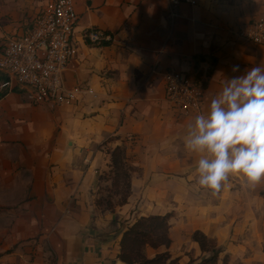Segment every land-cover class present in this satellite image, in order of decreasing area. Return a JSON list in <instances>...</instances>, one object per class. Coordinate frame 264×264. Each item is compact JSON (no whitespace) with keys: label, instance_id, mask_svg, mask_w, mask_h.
Segmentation results:
<instances>
[{"label":"crops","instance_id":"crops-1","mask_svg":"<svg viewBox=\"0 0 264 264\" xmlns=\"http://www.w3.org/2000/svg\"><path fill=\"white\" fill-rule=\"evenodd\" d=\"M53 1L0 0V56L9 38L31 30ZM75 3L82 54L71 60L68 81L97 96L82 93L69 105L33 103L17 86L0 97V264H118L130 224L176 208L204 231L229 209L232 220L237 212L243 219L245 179L230 176L217 195L201 187L198 156L186 150L184 138L223 76L264 66V44L238 35L264 18V0H183L176 10L173 0ZM95 28L111 32L109 45L86 42L85 32ZM197 54L218 59L210 76V61L198 69ZM171 70L192 77L201 70L199 110L183 114L167 99L162 76ZM118 145L135 168L128 202L110 211L97 206L96 191L112 167L108 149ZM253 202L264 208V197Z\"/></svg>","mask_w":264,"mask_h":264},{"label":"built area","instance_id":"built-area-1","mask_svg":"<svg viewBox=\"0 0 264 264\" xmlns=\"http://www.w3.org/2000/svg\"><path fill=\"white\" fill-rule=\"evenodd\" d=\"M182 1L173 0L175 10ZM78 20L75 0H54L41 12L31 30L9 38L0 56V71L6 76L0 79V93L20 86L26 89L30 102L62 105L73 104L82 93L96 96L93 88L71 86L63 76L71 60L78 56L79 47L74 44ZM238 35L248 42L264 44V18L243 25ZM88 38L98 42L110 40L111 36L90 30ZM162 78L167 99L183 114L202 107L203 81L177 70L166 71Z\"/></svg>","mask_w":264,"mask_h":264},{"label":"clouds","instance_id":"clouds-1","mask_svg":"<svg viewBox=\"0 0 264 264\" xmlns=\"http://www.w3.org/2000/svg\"><path fill=\"white\" fill-rule=\"evenodd\" d=\"M184 144L198 156V184L213 195L232 175L242 176L250 189L264 183V66L223 76L206 112L188 125Z\"/></svg>","mask_w":264,"mask_h":264},{"label":"trees","instance_id":"trees-1","mask_svg":"<svg viewBox=\"0 0 264 264\" xmlns=\"http://www.w3.org/2000/svg\"><path fill=\"white\" fill-rule=\"evenodd\" d=\"M95 30H98L95 28ZM90 29L85 32L86 42L91 46L109 45L111 41L102 39L98 42H91L88 38ZM111 34L110 31H105ZM210 61L211 66L208 70L210 76L218 59L207 54L195 55L196 67L199 69L203 61ZM201 70L195 77L199 81ZM6 76L0 72V79ZM19 87L14 88L15 90ZM5 92L0 94V97ZM125 148L118 145L112 152V186L114 189H108L107 196L96 198L97 206L102 209L115 211L117 206L124 205L128 202L131 195V179L134 166L128 164L125 157ZM124 154V158H123ZM105 173L101 175V180L105 178ZM264 196V191L262 192ZM117 196V198H116ZM170 213L151 214L137 218L124 230L121 238V250L118 257L128 264H179V258L174 257L170 251L172 238L170 236ZM193 238L199 243L203 256L200 260H193L189 264H218L221 254L224 252L223 247L217 244L215 239L200 229L195 230ZM161 248H165L161 250ZM149 249L155 251L151 256ZM227 264V263H225Z\"/></svg>","mask_w":264,"mask_h":264},{"label":"rangeland","instance_id":"rangeland-1","mask_svg":"<svg viewBox=\"0 0 264 264\" xmlns=\"http://www.w3.org/2000/svg\"><path fill=\"white\" fill-rule=\"evenodd\" d=\"M77 37L78 35L76 36V40H74V44L79 47L78 58L82 54V42H80L81 40L77 39ZM120 146L125 147V145ZM114 148L115 147H109L108 150L112 153ZM127 163L130 164V162ZM111 169L105 172V178H103L100 186L97 188V198L99 196H107L108 189H114L112 186L114 174ZM240 180L244 181L242 178H240ZM242 186L244 187V196L243 199H239V202H242H240L239 206L243 209L244 218L241 219L239 217L240 213L237 212V216L235 215L236 220H232L234 214L229 209V211L224 213L225 215H223V218H220V220L217 219L219 223L215 221L216 223L211 226V229H213L215 225H218L215 229L216 232H211L209 226L206 228L209 233L200 229L213 237L217 244L223 247L224 252L221 254L218 264H264V208L256 202H253V199H257L259 196L261 198L264 197L261 194L264 191V186H261V188L256 187L255 189H250L247 185L244 186V183ZM118 207L119 206H117L116 209H118ZM167 213L171 214L170 236L172 235L174 237L172 243L174 241L176 242L173 251L170 249L172 255H180V258H183L179 260V264H189L193 260H200L203 256V252L199 243L193 238V233L199 228L192 227L188 219L185 218L186 215L183 211L179 213V209L177 208L169 210ZM227 221L228 223L224 229L222 225ZM164 249L165 248H161V250Z\"/></svg>","mask_w":264,"mask_h":264},{"label":"water","instance_id":"water-1","mask_svg":"<svg viewBox=\"0 0 264 264\" xmlns=\"http://www.w3.org/2000/svg\"><path fill=\"white\" fill-rule=\"evenodd\" d=\"M63 76H64V79H65L66 81L69 80V74H68L67 71H65V72L63 73ZM118 264H127V263H125L124 261L120 260V261L118 262Z\"/></svg>","mask_w":264,"mask_h":264}]
</instances>
